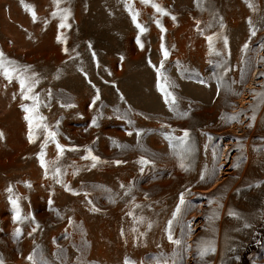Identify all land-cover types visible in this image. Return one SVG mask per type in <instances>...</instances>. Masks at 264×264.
I'll return each mask as SVG.
<instances>
[{
  "label": "rangeland",
  "instance_id": "1",
  "mask_svg": "<svg viewBox=\"0 0 264 264\" xmlns=\"http://www.w3.org/2000/svg\"><path fill=\"white\" fill-rule=\"evenodd\" d=\"M0 51V264H264V0H0Z\"/></svg>",
  "mask_w": 264,
  "mask_h": 264
},
{
  "label": "snow or ice",
  "instance_id": "2",
  "mask_svg": "<svg viewBox=\"0 0 264 264\" xmlns=\"http://www.w3.org/2000/svg\"><path fill=\"white\" fill-rule=\"evenodd\" d=\"M55 2L57 3V5H59V0H55ZM142 2L148 3L149 0H142ZM153 6L156 8V11L157 12H163L164 11L159 5H153ZM53 15H56V13H53ZM136 15H138V14H136ZM136 15H133V20L136 19ZM33 17H35V12L34 11H33ZM64 19H67V17L65 16ZM173 19H175V17H173ZM60 27L61 28L65 27V24H61ZM137 27L140 28V31L141 32L146 31V29L143 26L139 25V24L137 25ZM252 34L255 35V30H253ZM58 39H60V38L58 37ZM207 39L209 41L210 47H213L212 41H213L214 38L212 36H209V37H207ZM225 40H226V38H225ZM140 47L143 48V44H141ZM244 48H245V50H247L248 45L245 44L244 45ZM162 50H163V55H164V57L166 59L168 57V55H169V52H168V50L166 48L163 47V45H162ZM213 50H215V49L213 48ZM65 51H67V49H65ZM8 65H9V62L7 61L6 57L4 56V53L2 51H0V70H2V74L5 75L7 79L11 80L13 78L14 72H16L17 69L14 68V67L13 68H9ZM26 67H30V66H26ZM153 67L155 68L156 66L153 65ZM161 68H163V62H161V65H160L159 68H156V71H157L158 75H160V76L163 77V74L161 73ZM261 75L264 76V73H261ZM19 80H20L21 88L22 89L26 88V93L24 95V99H26V100L31 99L34 102H36V104L38 105V103H39L38 97L35 96V95H31L30 96L27 93H32L35 85L38 84L39 81L38 80H34L33 77H31V76L25 77L23 74L20 75ZM172 86H173L172 85V82L169 81L167 79V77H163L162 82L158 83V88H159V90L161 92L165 93L166 102L169 103L170 107L176 103V97L173 96L172 93L168 91V89L170 87H172ZM96 99H99V96H97ZM67 106L68 107H72L73 105H67ZM22 107H25V110L28 111V112H32L33 111V109H28L27 106H25V105H22ZM181 115L182 116H187L188 113H181ZM26 119L29 121V124L31 126V124H32V116L31 115L26 116ZM43 119H44L43 117H40V120H43ZM231 119H236V117L233 116V117H231ZM253 119H254V117H253ZM93 123H95V121H93ZM41 126L44 127L45 129H47V125H39V124L37 125V127H41ZM249 126H251V125H249ZM47 134H48V137L50 139H52L56 143V147L58 149L59 155L62 156L63 153H64V151H65V146L59 144V142L56 141L55 138H56L57 133L54 132V131L48 130V133ZM131 134L132 133L129 132V135H131ZM2 137H3V133L0 132V138H2ZM188 137H189L188 130H184L183 136L182 137H175V139L179 140L181 142V145H185L187 143V138ZM169 138L171 139V137H169ZM29 139L32 142H34V140H35V138L31 135V133H30ZM46 146H47V141H45L44 147H46ZM68 150L78 151V148L73 147V148L68 149ZM86 151H87V155L83 156L82 159H85V160H89L90 159L92 161L91 167L94 168V167L97 166L98 163H104V161H101V158L99 156H96V155L93 154V151H92V148L91 147H87L86 148ZM44 155L45 154L42 151L39 154V160H40V163H41L42 167H44L45 170H46V172H47V164L45 162ZM115 163L116 164H120L122 162L121 161H115ZM139 163H141V164H148V163H150V161L146 160L144 157H141ZM238 166H239L238 164L237 165H234V167H238ZM180 167L183 168L185 171H187V170H189L190 165H187L186 166L184 164L183 158H182V162L180 164ZM59 173H60V169L57 168L55 170L54 176H58ZM204 179H205V177H204V175H202L201 176V180H204ZM57 182L62 183L63 181L60 180V179H58ZM66 187H67V185H66ZM69 190H71V189L69 188ZM8 191L11 192L12 189L9 188ZM74 194H77L78 195L79 193H74ZM12 203H13V206L16 208V211H17V215H16L15 218L17 220H20L21 217L19 215V211H20L19 206L17 205V202L15 200H13ZM184 204H185V194L184 193H181V195L179 197V204H178V206H177V208H176V210H175V212L173 214V219L168 222L169 228L167 229V231L169 233V239L170 240H173V243H175L177 245H179L181 243V241L180 240H174L173 239L172 232H171V225H172L173 221L181 214V208H182V206ZM92 210L93 211H98V209H96L94 206H93V209ZM230 215L238 216V214H236L234 212L233 213H230ZM249 226L250 225H247V224L245 225V227H249ZM36 227L38 228L39 225L37 224ZM189 229H190V226H189ZM34 231H35V229H34ZM209 250L214 251L215 249H214V247L211 248V249H207L206 248V249H204V250H202L200 252V255L201 256L205 255L207 253V251H209ZM28 259L29 260H33V257L32 256H29Z\"/></svg>",
  "mask_w": 264,
  "mask_h": 264
},
{
  "label": "trees",
  "instance_id": "3",
  "mask_svg": "<svg viewBox=\"0 0 264 264\" xmlns=\"http://www.w3.org/2000/svg\"><path fill=\"white\" fill-rule=\"evenodd\" d=\"M260 228H261V227H260ZM260 228H257L256 231L258 232ZM251 247H252V245H251ZM248 253H250V249H249V251L246 253V255H247ZM246 255H245V257H246Z\"/></svg>",
  "mask_w": 264,
  "mask_h": 264
},
{
  "label": "bare ground",
  "instance_id": "4",
  "mask_svg": "<svg viewBox=\"0 0 264 264\" xmlns=\"http://www.w3.org/2000/svg\"><path fill=\"white\" fill-rule=\"evenodd\" d=\"M263 158H264V154H263V156H262Z\"/></svg>",
  "mask_w": 264,
  "mask_h": 264
}]
</instances>
